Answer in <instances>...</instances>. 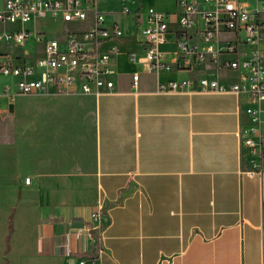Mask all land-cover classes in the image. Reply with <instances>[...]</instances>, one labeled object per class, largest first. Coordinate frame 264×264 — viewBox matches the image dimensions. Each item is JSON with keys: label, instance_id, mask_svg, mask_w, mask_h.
Here are the masks:
<instances>
[{"label": "crops", "instance_id": "1", "mask_svg": "<svg viewBox=\"0 0 264 264\" xmlns=\"http://www.w3.org/2000/svg\"><path fill=\"white\" fill-rule=\"evenodd\" d=\"M123 1L130 13L121 22L101 9L106 27L111 31L116 24L124 33L101 47L117 50L112 93L13 97L16 87L5 94L8 84H2L0 264H264V174L248 175L252 166L237 136L247 123L248 98L157 92L161 82H238L236 74L208 61H181L177 37L186 30L190 44L202 48L204 22L196 16V24L184 30L180 3H195L200 12L214 5L138 0L143 18L148 8L170 17L168 42L161 48L168 68L154 73L138 26L141 5ZM239 1L252 10L250 1ZM37 22L64 23L28 24ZM74 25L67 32L86 31L92 20ZM19 30L18 24H0V33ZM234 39L223 34L219 44ZM12 44L0 41V54L28 60L27 45L14 44L25 48L16 53ZM257 47L264 50V43ZM253 48L239 45L243 56ZM19 98L38 103L28 130L16 125L27 114L18 108ZM94 216L98 228L77 237Z\"/></svg>", "mask_w": 264, "mask_h": 264}, {"label": "built area", "instance_id": "2", "mask_svg": "<svg viewBox=\"0 0 264 264\" xmlns=\"http://www.w3.org/2000/svg\"><path fill=\"white\" fill-rule=\"evenodd\" d=\"M136 12L138 26L146 37L145 60L150 72L158 73L168 68L166 54L161 48L168 42L169 14L148 8L143 18L144 6ZM214 8L200 12L197 4L182 1L181 27L185 30L196 24V16L204 22L203 47L189 42L186 30L177 37L181 61L184 66L208 61L217 69L237 75L238 82L224 85L207 77L197 83L161 82L158 93L216 92L246 96L250 106L246 109L247 123L237 136L250 160L249 176L264 174V50L257 46L264 43V0H248L252 10L239 0H202ZM129 14L128 8L124 9ZM106 14L99 11L97 0H3L0 5V24H28L35 20L64 23H82L92 20V27L83 32H66L58 36L33 33L28 29L0 33V41L25 46L28 41L42 45V53L34 60L0 54V74L16 79V94H10L9 85L4 93L15 95H70L98 96L115 89L113 58L117 50L106 46L111 40H120L123 30L116 24L110 31L106 27ZM223 34H233L235 39L219 44ZM252 46L244 56L239 45ZM132 61L136 60L131 55ZM138 75L134 76V84ZM197 85V88H196ZM30 184V179H26ZM93 223L78 230L77 237L85 231L98 228V216Z\"/></svg>", "mask_w": 264, "mask_h": 264}, {"label": "rangeland", "instance_id": "3", "mask_svg": "<svg viewBox=\"0 0 264 264\" xmlns=\"http://www.w3.org/2000/svg\"><path fill=\"white\" fill-rule=\"evenodd\" d=\"M97 7L100 11H105L107 13H111L115 15V20L117 22H121V19L126 20L127 18L123 15L124 14V9L129 7L128 4H126L123 0H97ZM102 9V10H101ZM45 22H50V20H47ZM18 24V28L20 30L26 28V27H19V25H25L29 28V26L35 27L36 30H46L45 32H60V33H66L70 29L74 28V23H58V24H53V23H48L47 26H45L44 22H37L35 25H30V24H21V23H16ZM54 36V35H51ZM27 47L26 50H28L30 56L28 60L32 61L36 59L43 51L42 45L40 43H36L34 41H28L27 42ZM12 51H15L16 53H21L25 51L19 50L16 45L12 44L11 45ZM248 49V48H246ZM245 50V49H244ZM16 83V79L12 77H7L2 74H0V91H2V84L6 85L8 84L10 86L11 91L15 89L14 84ZM70 97H85L84 95H70V96H63V97H58V98H70ZM35 99L33 98H19L17 101L18 108L21 110H24L27 114L20 116L19 119L16 121V125L18 130L21 129H29L30 126L33 123V116L32 113L35 109H37V104L36 101L34 102ZM38 102V101H37Z\"/></svg>", "mask_w": 264, "mask_h": 264}, {"label": "trees", "instance_id": "4", "mask_svg": "<svg viewBox=\"0 0 264 264\" xmlns=\"http://www.w3.org/2000/svg\"><path fill=\"white\" fill-rule=\"evenodd\" d=\"M10 229L12 230V218L10 219Z\"/></svg>", "mask_w": 264, "mask_h": 264}]
</instances>
